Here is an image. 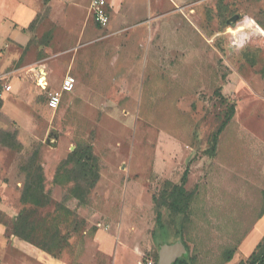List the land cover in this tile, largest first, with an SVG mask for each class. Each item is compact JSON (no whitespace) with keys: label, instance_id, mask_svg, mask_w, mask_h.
Here are the masks:
<instances>
[{"label":"rangeland","instance_id":"1","mask_svg":"<svg viewBox=\"0 0 264 264\" xmlns=\"http://www.w3.org/2000/svg\"><path fill=\"white\" fill-rule=\"evenodd\" d=\"M107 1L106 28L93 23L90 0H34L30 22H0V85L12 86L0 93V264H158L161 246L178 241L186 252L176 260H246L264 234V0ZM13 2L29 0L0 6ZM107 35L157 57L140 104L137 89L133 107L92 105L80 94L107 84L75 75L73 92L49 108L48 92L77 67L86 72L89 53L108 50ZM39 61L46 90L36 86ZM81 141L99 162L86 204L65 177L53 182ZM38 165L50 200L42 207L20 200ZM186 168L189 207L160 205V225L156 201ZM20 213L34 242L6 232Z\"/></svg>","mask_w":264,"mask_h":264},{"label":"trees","instance_id":"2","mask_svg":"<svg viewBox=\"0 0 264 264\" xmlns=\"http://www.w3.org/2000/svg\"><path fill=\"white\" fill-rule=\"evenodd\" d=\"M233 106L229 107V113L225 121L217 129L219 133L227 121L233 114ZM188 169L186 168L181 176L179 184H173L169 181L165 182V188L161 192L160 200L156 201V221L162 225L161 212L158 210L160 205H164L169 209L184 213L189 207L192 193L185 189L184 185L187 181ZM65 177L66 181L71 182V193L80 204H86L91 190L99 179V162L98 157L93 152V146L89 142L81 141L75 144L74 148L62 159L54 173L53 182L59 184L60 178ZM33 179L27 184L20 196L23 203L30 204L34 207H42L50 203L47 193L44 191V174L41 165L35 167ZM60 209H65L58 205ZM4 215L0 212V216ZM27 216V217H26ZM29 215L20 213L12 222L11 227L6 230L11 235H16L26 241H33L34 224L28 219ZM46 243V242H45ZM37 246L46 251H50L47 243L36 242ZM173 264H193L189 263L184 256L178 258ZM237 264H264V234L260 242L256 245L254 251L246 260H242Z\"/></svg>","mask_w":264,"mask_h":264},{"label":"crops","instance_id":"3","mask_svg":"<svg viewBox=\"0 0 264 264\" xmlns=\"http://www.w3.org/2000/svg\"><path fill=\"white\" fill-rule=\"evenodd\" d=\"M108 6V1H107ZM108 8V7H107ZM91 11V10H90ZM109 12V11H108ZM92 20L93 16L90 12ZM12 18L16 22H20L21 24L30 22L31 19L34 17V0H29V3L24 5H15L14 2L11 5H6V8L0 6V22H2L3 18ZM93 23L98 28H106L110 24V13H109V23L106 27L98 26L94 20ZM115 37L113 35H107L104 38V44L108 50L102 52H93L90 58L87 56L86 59H89L88 66L86 72H82L79 67L74 70L75 84L74 88L77 83L76 76H81L80 80H84L89 82L92 78L100 80L103 78L105 85L101 91H96L94 88L93 93H82L80 94L79 98L81 100H93L91 102L92 105L95 106H112V107H133L134 104V92L138 89L140 92L139 104L142 100V92H143V75L153 73L151 71V65L153 64V60L157 59V57H153L149 51H147L145 57L138 52V49L135 45H131L130 48H122L120 43L115 42ZM118 38V42H119ZM116 44V45H114ZM80 56V58H84ZM88 55V54H87ZM145 58V60H144ZM144 60V61H143ZM143 64V65H142ZM77 66L79 64L77 63ZM34 76L37 79H40L46 82V88L48 86V71L46 67V63L44 61H39L37 63V67L34 69ZM44 73V74H43ZM67 75V74H66ZM65 75V76H66ZM152 75V74H151ZM64 76V77H65ZM85 76V77H82ZM63 77V78H64ZM62 78V79H63ZM62 79L60 81L59 87L60 88ZM11 86V85H10ZM40 90L43 89L38 83L36 85ZM12 89V86L10 90ZM57 89H51L57 90ZM8 90V91H10ZM73 90L71 92H73ZM4 93L7 91L3 90ZM71 92H67L66 94H70ZM96 92V93H95ZM81 93V92H80ZM64 93L61 96V101L63 98ZM28 98H31L30 93L27 94ZM98 99V101H96ZM98 102V103H95ZM61 103V102H60ZM115 116L126 117L125 114H117ZM114 119L118 121H124L122 118Z\"/></svg>","mask_w":264,"mask_h":264},{"label":"built area","instance_id":"4","mask_svg":"<svg viewBox=\"0 0 264 264\" xmlns=\"http://www.w3.org/2000/svg\"><path fill=\"white\" fill-rule=\"evenodd\" d=\"M107 7V0H90L93 20L100 27H106L109 23V12ZM43 80L39 77V79H37V83L45 89L47 84ZM74 84V76L67 74L62 79L59 89L48 92L46 102L47 106L51 109H56L60 105L62 94L71 92L74 88ZM10 88V84H2L0 85V93L2 90L8 91Z\"/></svg>","mask_w":264,"mask_h":264},{"label":"water","instance_id":"5","mask_svg":"<svg viewBox=\"0 0 264 264\" xmlns=\"http://www.w3.org/2000/svg\"><path fill=\"white\" fill-rule=\"evenodd\" d=\"M237 16L234 15L230 20H235ZM229 22V21H228ZM186 250L181 242H175L173 244H164L160 248L158 264H168L173 262L177 257L185 254Z\"/></svg>","mask_w":264,"mask_h":264},{"label":"bare ground","instance_id":"6","mask_svg":"<svg viewBox=\"0 0 264 264\" xmlns=\"http://www.w3.org/2000/svg\"><path fill=\"white\" fill-rule=\"evenodd\" d=\"M44 74V73H43Z\"/></svg>","mask_w":264,"mask_h":264}]
</instances>
